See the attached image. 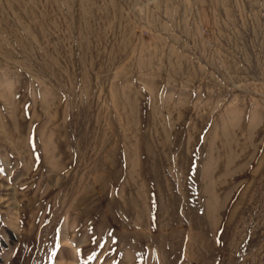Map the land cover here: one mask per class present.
I'll list each match as a JSON object with an SVG mask.
<instances>
[{
	"label": "rangeland",
	"instance_id": "obj_1",
	"mask_svg": "<svg viewBox=\"0 0 264 264\" xmlns=\"http://www.w3.org/2000/svg\"><path fill=\"white\" fill-rule=\"evenodd\" d=\"M0 264H264V0H0Z\"/></svg>",
	"mask_w": 264,
	"mask_h": 264
}]
</instances>
